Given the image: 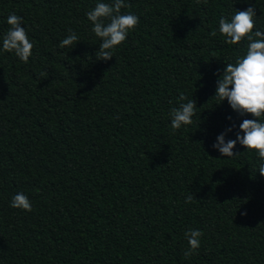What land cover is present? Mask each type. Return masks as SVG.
<instances>
[{
  "label": "trees",
  "instance_id": "trees-1",
  "mask_svg": "<svg viewBox=\"0 0 264 264\" xmlns=\"http://www.w3.org/2000/svg\"><path fill=\"white\" fill-rule=\"evenodd\" d=\"M97 2L0 0V264H264L258 155L213 147L255 119L214 96L248 44H226L219 20L251 6L264 31V0H125L139 23L109 60L85 15ZM10 13L28 63L2 49ZM68 29L80 41L61 49ZM181 92L197 107L173 132ZM19 192L32 211L10 206ZM189 229L203 236L185 258Z\"/></svg>",
  "mask_w": 264,
  "mask_h": 264
},
{
  "label": "clouds",
  "instance_id": "clouds-1",
  "mask_svg": "<svg viewBox=\"0 0 264 264\" xmlns=\"http://www.w3.org/2000/svg\"><path fill=\"white\" fill-rule=\"evenodd\" d=\"M199 3L200 0H197ZM206 4L207 0H203ZM129 7L125 0H112V3L97 2L95 7L86 12L87 19L92 23L91 31L101 41L96 52L98 60H109L114 56V50L122 44L128 33L135 29L139 23V17L133 13H122L121 9ZM255 8L237 10L230 20L221 17L218 31L226 37L225 43L234 45L247 39V50L244 55L237 56L234 63H226L223 74L217 80L215 95L220 101L227 99L230 107L239 115L251 114L255 119H244L239 125L236 139L225 141L228 128L217 136L213 147L218 149L222 156L233 157L240 153H234L237 142L249 151H255L260 163L258 171L264 176V31L256 30ZM23 18L15 13L7 17L10 26L2 37V49L5 52H13L22 62L28 63L32 55L33 43L29 40L24 26ZM68 35L59 42L61 49L71 47L80 41L78 35L72 29H68ZM217 31L213 30L210 36L215 37ZM184 101H187L186 103ZM178 107H173L171 117V129L173 132L183 125H190L197 107L194 99L181 92L177 98ZM231 119V117H228ZM243 133V134H241ZM193 195L185 198V203H191ZM12 208L32 211V204L27 195L22 192L12 196L10 201ZM246 212L241 215H246ZM189 247L184 251L185 258H190L200 247V237L203 232L199 229H189L185 233Z\"/></svg>",
  "mask_w": 264,
  "mask_h": 264
}]
</instances>
